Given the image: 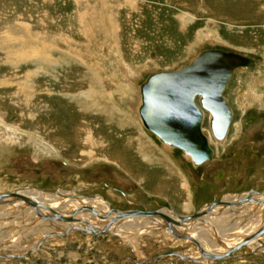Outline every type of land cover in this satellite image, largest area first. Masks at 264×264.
Segmentation results:
<instances>
[{
  "label": "rangeland",
  "instance_id": "rangeland-1",
  "mask_svg": "<svg viewBox=\"0 0 264 264\" xmlns=\"http://www.w3.org/2000/svg\"><path fill=\"white\" fill-rule=\"evenodd\" d=\"M204 49L255 65L236 69L223 93L232 111L223 140L209 133L205 112L214 159L195 167L179 149H163L136 106L149 74ZM26 186L101 194L120 210L168 206L181 216L264 190V0H0V193ZM23 203L0 205L1 253L25 254L0 264H264L260 247L206 261L170 258L195 247L160 228L134 241L77 230L28 252L55 226Z\"/></svg>",
  "mask_w": 264,
  "mask_h": 264
},
{
  "label": "water",
  "instance_id": "water-1",
  "mask_svg": "<svg viewBox=\"0 0 264 264\" xmlns=\"http://www.w3.org/2000/svg\"><path fill=\"white\" fill-rule=\"evenodd\" d=\"M254 65L255 62L252 58L235 52L221 49H204L192 58L189 63L179 68L160 70L149 74L139 86L140 104L137 111L142 124L160 141L178 147L189 154L193 163L199 164L210 160L212 158V149L208 144L207 137L201 130L202 111L200 105L210 112L209 126L212 135L218 139L223 138L227 133L231 120L230 107L223 97V91L236 68H251ZM195 99L198 100L199 105ZM29 188L34 187L26 186L15 191L0 193V204L22 201L36 213L39 219L56 218L63 221L82 222L81 219H75V212L79 208L89 209L95 216L101 219L110 216V214H115L101 228L85 226L79 229L89 234L109 233V227L113 222L136 215H144L163 219L165 223L162 226L168 232H172L173 224L182 226L184 230L181 232L174 231L176 232V237L192 240L193 236L189 234L188 229L200 221L212 226L208 221L202 219V216L210 214L217 206H221V209L231 208L247 202L264 205V190L249 189L241 192L243 195L236 198L227 200L221 198L218 201H208L191 215L181 216L176 214L170 207H167L173 215L177 216V218H171L169 215L159 212L160 207L155 209H116L101 194H97L104 198L107 205V210L102 214L96 213L86 205L75 209L72 215L65 216L56 211H51V214L38 211V207L41 204L36 199H32L31 196L22 192V190ZM39 190L47 193L59 192L48 189ZM241 193H236V195ZM253 194L262 195V198H254ZM93 196L94 194L84 195L75 193L67 194L66 197L80 199L82 197ZM69 233L70 230H66L63 236ZM262 234H264V225L253 233L246 235L241 241L227 248L224 252L219 253L206 251L200 243L194 242L200 253L199 259H219L231 255L239 247ZM50 236L51 234L42 236L40 241L33 248L29 249L28 252L35 250L41 242ZM261 247H264V245H261ZM23 255L25 254H6L1 256L21 257Z\"/></svg>",
  "mask_w": 264,
  "mask_h": 264
},
{
  "label": "bare ground",
  "instance_id": "bare-ground-1",
  "mask_svg": "<svg viewBox=\"0 0 264 264\" xmlns=\"http://www.w3.org/2000/svg\"><path fill=\"white\" fill-rule=\"evenodd\" d=\"M194 57H192V58H194ZM236 69H239V70L241 69L242 70V69H248V68L239 67V68H236ZM236 69L234 70V72L236 71ZM229 80H228V82H229ZM139 86L140 85H138V87ZM225 89H226V87H225ZM225 89H224V91H225ZM224 91H223V93H224ZM223 97H224V95H223ZM138 98L139 99H138V104L136 106V112H138L137 110H138V106L140 104V94H139ZM195 100H196V103H198V105H199L198 100L197 99H195ZM226 102H227V100H226ZM200 108H201V111H202L201 130L205 134V136L207 137L208 144H209V146L212 149V158L210 160H206V161H204L202 163L195 164V163L192 162V159H191L190 155L185 153L182 149H180L178 147H175V146H172V145H170V144H168L166 142L160 141L154 135L159 140L161 145L163 146V149H165V150H167L169 152L172 151V150H175V149H179L181 151V153H182V156L186 159V161H189L195 167L201 166L202 164H204L206 162H210V161H212L214 159V149L211 146L210 137H209L208 133H206L203 130V127H202L203 118H204V115L206 114L204 112H207L209 114V119H210V112L207 111L206 109H204L203 107H201V105H200ZM230 111H231V109H230ZM137 115H138V118H139V120H140V122L142 124V121H141L138 113H137ZM231 119H232V111H231ZM230 123H231V120H230ZM142 126L144 127L143 124H142ZM229 126H230V124H229ZM209 129H210V126H209ZM228 129H229V127H228ZM146 131L151 132L148 129H146ZM227 132H228V130H227ZM209 133L211 134V136H213L211 129L209 130ZM225 137H226V135L223 138H221V139H218V138H215V137L214 138L217 141H221ZM22 192L26 193L28 196H31L32 199H36L39 202V204H41V206L38 207V211H40L41 213L51 214V211H56L58 213L64 214L65 216H70V215L73 214L72 212L75 209H78V207H80V206H86V205L89 206L90 208H92L98 214H102L104 211L107 210V205H106V203L104 201V198L102 196L97 195V194H94L93 197H82L80 199H77L78 200L77 201V200H74L75 198H73V197H66L67 194H75V193H68V192L65 193V192H61V191H59L58 193L57 192L56 193H47V192H41L39 189H34V188H29V189H26V190H22ZM239 193H241V192H239ZM242 195L243 194H239V195H225L224 199L225 200L232 199V198H236V197L242 196ZM253 197L254 198H262V195L253 194ZM21 202L22 201H17L15 203H11L10 202V203L14 204V205L17 204L18 207H22L24 205L21 204L22 205L21 206V205L18 204V203H21ZM23 204H25V203H23ZM60 204H62V205H60ZM70 204H72V206L68 209L67 205L69 207ZM167 207L168 206L160 207L159 208V212H163V213L169 215L171 218H177V216L173 215L171 213V211L169 209H167ZM220 207L221 206H217V207H215L212 210V212L210 214H206V215L202 216V219H205L206 221H208L210 224H212V226L200 221L199 223L194 224L192 227H190L188 229L189 234H191L193 236L192 240L186 239V238H181V239L188 240V243H191L192 246L195 247V251H194L195 254L189 256L188 254H185L184 252H177L176 251L175 253L173 252V254L170 253L172 255H170L169 257L170 258L171 257L172 258H179V259H182V260L187 261V262L193 261V260H203V261L210 260L208 258L199 259L200 258V253H199L198 248L196 247V244H195L194 241H197L198 243H200V245H202V247L206 251H209V252H212V253L224 252L227 248H229L232 245H234L235 243L241 241L246 235L253 233L254 231H256L257 229H259L261 226L264 225V212H260V210H262V211L264 210V205L263 204L261 205V204L255 203V202H247V203H244V204H242L240 206H234V207H231V208H223V209H221ZM240 208H242L243 210L239 211ZM28 209H31V208L28 207ZM32 212H34V211L32 210ZM21 213H23V212H21ZM34 215H36L35 212H34ZM224 215H228L229 216V220L227 222H223V216ZM2 216H4V215H2ZM112 216H115V214L114 213L110 214V216L101 219V218L95 216L89 209H85V208L81 209V208H79V210L75 212V219L76 220L77 219H81L82 222L81 221H78V222L63 221V220H59V219H56V218H54V219L53 218L41 219V220H43V221H45L47 223L48 222L49 223L52 222V223H54L53 226H55V229H53V230L51 229L49 231L45 230V228H43L42 236H44L45 234H51L50 237H58V236L62 237L63 233L66 230H70V234H71L73 231H77L80 228H84L85 226L86 227H92V228H101V227H103L105 225V223L108 221V219L111 218ZM236 216H238V217H242L243 216V218L239 219V220H236L237 222H235L233 219ZM253 216L255 218H252ZM231 220H233V221H231ZM241 220H242V223H240ZM136 221H139V222H136ZM123 222L124 223L127 222V223L124 225ZM52 223H50V224H52ZM59 223L65 224L63 226V228L58 229V227H57L58 225L57 224H59ZM164 223H165L164 220L161 219V218H158V217H148V216H144V215H136V216H133V217L121 220V221L113 222L112 225H110L108 231H109V233L115 232V233L120 234V235H122V236H124V237H126V238L131 240L133 235H135L137 233H141L143 231L144 232H150L151 229H155V228H160V229L166 230L162 226ZM126 225L129 226V227L127 228ZM132 225H134V226H132ZM25 226H27V225H25ZM131 227H132V229H130ZM182 230H184L182 226H177L176 224L172 225V232H169V233L174 236L173 238L176 240V242L184 241V240L178 239L179 237H176V235H175L176 232H181ZM152 231H154V230H152ZM174 231H176V232H174ZM91 235H93V234H91ZM212 235H214V237H212ZM263 236H264V234H262L261 236L255 238V239L250 240L249 242H247V244H244L241 247L244 246L245 248H249V250L251 249L252 251L257 249L258 247H260L258 249H261L264 252V247H261L262 244L259 243L260 242L259 241L260 238H262ZM6 243H8V242H6ZM241 247H239L237 250L241 249ZM190 249H192V248H190ZM237 250H235L234 252L236 253ZM196 252H198V253H196ZM234 252H232L231 255L226 256V257L232 256L233 254H235ZM1 255H3V253H1V250H0V257H2ZM189 257L190 258L192 257L193 259H189ZM223 258H225V257H223ZM219 259H222V258H219ZM211 260H214V259H211Z\"/></svg>",
  "mask_w": 264,
  "mask_h": 264
},
{
  "label": "crops",
  "instance_id": "crops-1",
  "mask_svg": "<svg viewBox=\"0 0 264 264\" xmlns=\"http://www.w3.org/2000/svg\"><path fill=\"white\" fill-rule=\"evenodd\" d=\"M228 217V218H227ZM229 220V216L228 215H224L223 216V222H227ZM58 226V229H61V228H63V226L65 225V224H62V223H59V224H57ZM185 252H187V250H184Z\"/></svg>",
  "mask_w": 264,
  "mask_h": 264
},
{
  "label": "flooded vegetation",
  "instance_id": "flooded-vegetation-1",
  "mask_svg": "<svg viewBox=\"0 0 264 264\" xmlns=\"http://www.w3.org/2000/svg\"><path fill=\"white\" fill-rule=\"evenodd\" d=\"M205 113V112H204Z\"/></svg>",
  "mask_w": 264,
  "mask_h": 264
}]
</instances>
